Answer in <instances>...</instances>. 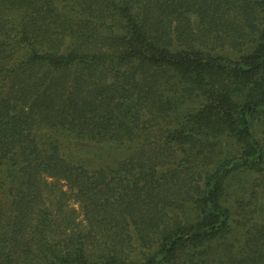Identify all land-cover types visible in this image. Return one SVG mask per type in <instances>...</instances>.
<instances>
[{"label": "trees", "instance_id": "trees-1", "mask_svg": "<svg viewBox=\"0 0 264 264\" xmlns=\"http://www.w3.org/2000/svg\"><path fill=\"white\" fill-rule=\"evenodd\" d=\"M0 264H264V0H0Z\"/></svg>", "mask_w": 264, "mask_h": 264}]
</instances>
